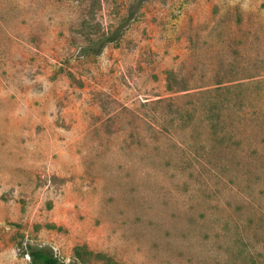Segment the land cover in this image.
Instances as JSON below:
<instances>
[{"label":"rangeland","instance_id":"374dc122","mask_svg":"<svg viewBox=\"0 0 264 264\" xmlns=\"http://www.w3.org/2000/svg\"><path fill=\"white\" fill-rule=\"evenodd\" d=\"M29 243L264 264V0H0V264Z\"/></svg>","mask_w":264,"mask_h":264},{"label":"trees","instance_id":"16d2710c","mask_svg":"<svg viewBox=\"0 0 264 264\" xmlns=\"http://www.w3.org/2000/svg\"><path fill=\"white\" fill-rule=\"evenodd\" d=\"M112 39V38H109ZM26 253L30 256L31 261L34 264H77L75 261L64 262L55 253L53 247L49 244H27ZM93 253V252H91ZM77 254H80V250H77ZM103 257L108 264H118L116 261L110 259L107 256Z\"/></svg>","mask_w":264,"mask_h":264}]
</instances>
